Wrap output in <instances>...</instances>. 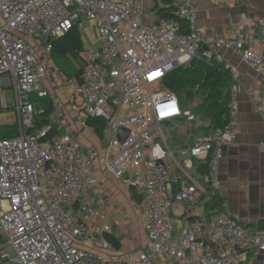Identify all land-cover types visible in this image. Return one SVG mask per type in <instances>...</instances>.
Listing matches in <instances>:
<instances>
[{
	"label": "built area",
	"instance_id": "obj_1",
	"mask_svg": "<svg viewBox=\"0 0 264 264\" xmlns=\"http://www.w3.org/2000/svg\"><path fill=\"white\" fill-rule=\"evenodd\" d=\"M144 1L0 0V128H18L17 136L0 138V264H239L242 252L264 254V228L220 213H202L177 227L174 213L180 206L203 207L202 179L213 194L219 188L220 164L238 133L240 92L223 52L264 78V21L260 38L246 46L201 30L197 0H171L185 34L174 21L145 25ZM81 17L95 22L100 44L84 53L78 76L67 80L71 108L79 121H105L106 170L141 198L146 244L137 251L115 249L107 239L112 221L91 197L104 190L86 179L95 153L68 134H50V120L36 127L32 99L48 97L38 86L51 64L52 42L79 27ZM243 25L254 21L242 16ZM194 59L223 64L233 78L228 122L180 150L204 164L205 175L195 164H185L188 171L176 163L161 128L194 120L162 86L167 74ZM5 88L13 94L10 105ZM250 98L264 110V95ZM7 111L11 120L3 121ZM258 148L264 152V139Z\"/></svg>",
	"mask_w": 264,
	"mask_h": 264
},
{
	"label": "crops",
	"instance_id": "obj_2",
	"mask_svg": "<svg viewBox=\"0 0 264 264\" xmlns=\"http://www.w3.org/2000/svg\"><path fill=\"white\" fill-rule=\"evenodd\" d=\"M152 14L156 19L155 13ZM242 16L252 19L254 26L243 25L240 29L239 21ZM197 17L198 26L205 33L223 36L228 40L240 39L246 46H251L260 38L259 22L264 21V0H197ZM84 53L83 51L80 56L81 65ZM223 56L225 63H228L236 73L240 87L236 114L238 133L233 147L227 150L220 164L219 188L216 194L224 201L220 214H226L252 229H257L258 224L264 222V152L258 148V143L264 139V110L250 98V94H254L255 97L264 95V78L255 74L232 52L224 51ZM54 61L51 59L47 74L38 86L40 90L48 93L45 100L53 104V112L48 121L55 126L56 133L68 134L86 151L95 153L86 179L95 186H100L104 194H92L91 197L95 206L112 221L110 237L119 240L120 248L137 251L146 244L141 198L137 204L131 191L121 181L108 174L105 167L107 160L105 138L100 140L92 129L85 125V120L77 119L71 108L72 87L67 80L74 78L75 71L73 69L67 76L66 73L60 72V69L75 65L74 68L80 70L81 65H77L74 60H71V64L61 59ZM7 81V78L3 79L4 84ZM45 100L40 98L38 101L43 103ZM55 108H58L57 114ZM1 118L3 121H10L11 113L2 112ZM61 126L62 131L59 129ZM185 164L189 166L195 164V161L187 160ZM201 183L205 185L203 179ZM174 213L179 227L184 220L201 215L203 207L180 206ZM133 220H141L143 240H136L132 234ZM239 260V264H264V254L242 252ZM162 264L169 263L163 261Z\"/></svg>",
	"mask_w": 264,
	"mask_h": 264
},
{
	"label": "trees",
	"instance_id": "obj_3",
	"mask_svg": "<svg viewBox=\"0 0 264 264\" xmlns=\"http://www.w3.org/2000/svg\"><path fill=\"white\" fill-rule=\"evenodd\" d=\"M153 1V12L155 13L157 21L165 20L167 22H178L180 24L179 34H185L186 26L182 21L175 18L171 0ZM83 51L84 49L82 46L79 27L74 26L63 37L52 42L50 58L53 59V61L61 59L62 61H65V63L67 61L74 60L77 65L80 66V56ZM74 66H67L66 69L61 68L60 72L63 74L66 73V75L69 76V71L74 69V77H77L80 70H77V68L75 69ZM62 70H64V72ZM232 83V74L224 68L223 64L214 62L212 65H208L201 60L194 59L186 66L178 67L167 74L162 81V86L177 96L183 110H186L185 106L193 103L194 100L198 98L197 105L191 112L194 116V120L189 123H194L198 118L206 121L205 125L200 126L198 130H196L200 132L197 137H200L208 135L217 129L223 128L228 122L230 90ZM37 98L38 97H34L32 101L36 111L38 112L36 117V127L40 128L46 124L45 122L48 121L50 115L52 114L53 104L51 101L45 100L47 98H43L45 100L43 103L38 101L40 98L38 100ZM38 102L40 104H38ZM40 109L41 111H39ZM181 120H185L187 122L185 118H180L173 122ZM171 123L172 122H168L166 125ZM85 125L92 129L94 134L100 140L104 139L106 130L105 121L95 117H88L85 119ZM192 132L194 133L195 131L192 130ZM55 133V126H52L50 134ZM17 135L18 128L16 125H4L0 128V138L15 137ZM186 146L187 144L182 146L181 149ZM193 167L197 174L205 175L206 166L204 164H195ZM174 173H177V170H175ZM204 186L206 194L201 198V201L204 202L203 213L206 216L221 213L224 203L223 199L219 195L213 194L212 188L208 184H205ZM130 191L135 202L139 204V197L133 190L130 189ZM263 228L264 222H260L257 229L260 230ZM107 239L113 244L115 249L120 248V242L118 239L110 236H108Z\"/></svg>",
	"mask_w": 264,
	"mask_h": 264
},
{
	"label": "rangeland",
	"instance_id": "obj_4",
	"mask_svg": "<svg viewBox=\"0 0 264 264\" xmlns=\"http://www.w3.org/2000/svg\"><path fill=\"white\" fill-rule=\"evenodd\" d=\"M144 6L145 8H144L143 22L145 25L148 24L150 26L153 23H155V21H157V19H154L152 14L154 8V1L145 0ZM79 29H80L84 52H88L89 50H94L99 47L100 40L97 34L94 21L89 20L85 17H81V24L79 25ZM68 63L71 64V61H68ZM71 72L69 71V75L71 74ZM6 85L5 87H7ZM2 95L6 105L12 104L13 94L9 88H5ZM197 101L198 98H196L193 103L185 106V109L192 112L193 108L197 105ZM4 113L10 114L9 111ZM205 124L206 121H204L201 118H198L194 123L191 124L189 122H186L185 120H181L178 122H172L171 124L168 125L166 124L161 125L168 146L170 147L171 151L174 153L176 163L179 164L180 166L182 167L184 166L186 168L185 162L187 160L192 161L190 156H183L180 153L181 147L188 143L194 142L195 138L200 134V132L196 130H198L200 126ZM59 129L60 131H62L63 127L61 126ZM192 130L195 132L193 133ZM186 169L189 171L188 168ZM132 223H133L132 234L135 236L136 240H141V239L143 240L144 232L141 227V220H133Z\"/></svg>",
	"mask_w": 264,
	"mask_h": 264
},
{
	"label": "water",
	"instance_id": "obj_5",
	"mask_svg": "<svg viewBox=\"0 0 264 264\" xmlns=\"http://www.w3.org/2000/svg\"><path fill=\"white\" fill-rule=\"evenodd\" d=\"M119 135H123L124 133L121 130H118Z\"/></svg>",
	"mask_w": 264,
	"mask_h": 264
}]
</instances>
